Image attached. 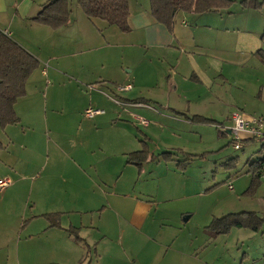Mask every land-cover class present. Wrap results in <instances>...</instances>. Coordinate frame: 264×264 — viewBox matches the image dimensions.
<instances>
[{"label": "crops", "instance_id": "crops-1", "mask_svg": "<svg viewBox=\"0 0 264 264\" xmlns=\"http://www.w3.org/2000/svg\"><path fill=\"white\" fill-rule=\"evenodd\" d=\"M50 1L0 0V29L40 62L27 94L15 105L18 124L25 114L28 121L42 118L35 115L29 95L50 74L55 80L67 77L66 85L72 83L78 92L89 84L112 90L130 112L93 116L98 119L87 128L89 137L65 149L57 147L62 141L49 138L53 152L49 147L48 160L36 167V152L24 146L33 171L22 178V186L26 190L25 182L31 184V207L26 214L24 205L13 217H4L9 220L1 224L0 264H264V225L260 230L233 226L224 234L211 227L217 218L245 212L264 221V206L261 212L239 208L243 199L223 191L227 185L234 190L231 179L245 170L250 178L243 194L250 196L251 164L264 161V144L247 139L237 149L230 129L237 109L247 117H264L259 38L245 33L229 40L231 28L222 10L211 12L215 18L207 27L214 26L203 44L197 30L201 16L210 13L181 12L169 28L154 19L150 0H130L128 32L89 18L78 2L72 6L75 0H69V23L53 28L35 20ZM189 18L197 27H190ZM230 44L236 47L234 55ZM127 84L133 88L118 89ZM222 101H237V109ZM194 116L214 122L196 123L189 119ZM56 119L62 121L51 123L47 114L39 131L72 134V122L75 134L85 128L80 115ZM130 128L141 135L137 143ZM1 143L0 168L15 179L10 144ZM231 144L246 155L242 168V157L229 151ZM142 150L146 158L129 161L131 153ZM223 171L226 178L218 181ZM262 188L260 174L255 193Z\"/></svg>", "mask_w": 264, "mask_h": 264}, {"label": "rangeland", "instance_id": "rangeland-1", "mask_svg": "<svg viewBox=\"0 0 264 264\" xmlns=\"http://www.w3.org/2000/svg\"><path fill=\"white\" fill-rule=\"evenodd\" d=\"M233 1L234 3L232 4V6L223 10L224 18L231 28L227 38H229V40L233 39L234 41L236 36H246L245 33H251L250 35L254 36V39L259 38L258 40L256 39L258 41L259 48H264V43L261 40V35L264 32V6H261L259 8H256L254 6L256 2H262L264 0H245L248 1V4L246 5L243 4V0ZM140 2H143V0H140ZM72 6L77 7V0L72 1ZM78 9L80 8L78 7ZM201 17L202 18L200 20V25L197 30V37L199 39H203L204 44V40L208 41L211 37V32L209 34H206V32L213 28L214 25H211V27L207 26L209 22H211V20L215 18V14H205ZM188 21L190 22L191 28L197 27L194 22V24H191L193 18H189ZM243 29L248 30V32L243 31ZM236 39L238 41V38ZM208 46H210L209 43ZM227 49L233 51V55L236 54V47H233L232 44H230ZM259 65L263 67V64L260 63ZM48 69L49 68H47V74ZM66 78L67 77L60 78L59 76V79L55 80L50 74V77H45L44 80H42L38 84L37 89L31 90L29 98L36 106L34 110L35 115L42 116L40 120H38V118H35L33 121H28V115L25 114L24 122L9 128L10 130L8 129L7 131H5L0 127V140L7 145L10 144L9 150L15 157V170L17 171V174H14L15 179L11 177L13 179V182L10 187L8 186L7 188L0 190V229L4 228L3 225H1L2 222H6L9 220L4 217H13L14 214L16 215L18 212L22 211L24 205H27L25 209L26 214V211L29 209L28 207H31L30 193L28 190L31 184L25 182L26 190H24L22 186V178L25 177V174H30L33 171L32 167L28 168L31 160L29 159V156L26 152H28L30 149H33L36 152V159L32 161V164L36 167L37 163L43 164L48 160L49 147L53 152L52 144L50 143L49 146L48 143L49 138H52V143L58 142L59 140L62 141L63 145H57V147L65 149L66 147L74 146L77 143H80L81 141L79 139L81 137L83 139L85 136L89 137L87 128H91L92 120L98 119V117L94 118L88 117L86 115V111L89 108H92L93 110H104V115L114 113L116 111L117 114L130 112V110H128V107L122 104L125 103V100H123L120 95L112 92V90L102 88L101 86H96L95 84H89L83 86L81 90L82 92H78V90L73 88L74 86H71L72 83L69 84V86L66 85ZM34 91L36 92L33 93ZM98 92H100L101 94ZM222 103H228L230 107L234 106L232 110L237 109V101H222ZM222 109L226 110L227 107H224ZM245 110L247 109L245 108ZM20 112L21 114H24L22 111ZM246 112L249 113L250 111L247 110ZM47 114L50 117L51 123L62 121L60 119H56L57 117L59 118L62 116L80 115L82 126H85V128L81 129L79 133L75 134V132L77 131L75 129L76 123L72 122V130H70L71 122L67 121L68 123H66V125L69 128L70 132H72V134H64L67 130L56 129L57 132H59L57 136L56 132L52 131L51 128L50 130L43 129L42 131H39L46 124ZM75 120L78 121L79 119L77 118ZM29 126H37L38 128L35 127V129L33 130L31 129L33 127L30 128ZM134 130L135 132H133L131 128L129 129L132 140L137 143L138 137H140L141 135L136 132L135 128ZM30 132H32V134L27 136ZM10 138L12 139L13 143H11ZM230 140L232 141V138H230ZM25 145L28 146L29 150L25 149ZM228 148L230 153H234L242 157L241 161L239 162L240 166L238 167L242 168L245 162L244 160H247L246 155H243V152L241 150H236L232 144L228 146ZM196 165L200 167L199 164L196 163L195 166ZM193 167L194 165L192 166V168H190V171L194 170ZM198 167L196 168V171L199 170ZM23 168L25 169L23 170ZM7 171L10 172L9 169H6L4 167L0 168V178H6L8 176L6 175ZM240 171L242 172L234 174L233 179H231L230 181V183L232 182L234 186V190H229L227 185V187L223 189L224 193L227 194V196H233L243 199V206L239 208L261 212L264 206V198H262L264 196V188H262L260 191H257V193H255L256 195L254 194L255 196H244L243 193L249 187L248 181L250 177L247 172H245V170ZM38 172L40 173V171ZM221 173L225 172L223 171ZM50 177H52L53 179H57L58 175H56L54 172H51ZM224 178H226V173L219 174L217 176L218 181ZM191 224H196V218L192 220ZM9 227L10 230L13 231V225L10 224Z\"/></svg>", "mask_w": 264, "mask_h": 264}, {"label": "trees", "instance_id": "trees-1", "mask_svg": "<svg viewBox=\"0 0 264 264\" xmlns=\"http://www.w3.org/2000/svg\"><path fill=\"white\" fill-rule=\"evenodd\" d=\"M78 4L89 18L105 20L117 26L122 31H130V0H77ZM151 14L154 19L169 28L175 24L176 16L181 12L205 14L219 12L229 8L233 0H150ZM243 4L248 1L243 0ZM256 8L264 6V1L256 2ZM72 8L69 0H53L43 6L36 21L53 28L65 26L71 18ZM264 42V32L262 34ZM264 63V49L259 50ZM38 59L23 46L9 37L0 29V126L5 129L9 125L18 124L20 118L16 113L15 105L18 100L27 94V82L32 73L39 68ZM191 121L208 124L214 120L194 116ZM2 143L0 141V147ZM147 151L133 152L129 156L130 162H139L146 158ZM166 156V154H164ZM189 158L198 155H187ZM264 168V161L251 164L253 181L247 194H254L259 186L260 174ZM264 221L255 212L231 214L217 218L212 223L213 231L217 234L228 233L231 227H250L257 230Z\"/></svg>", "mask_w": 264, "mask_h": 264}, {"label": "built area", "instance_id": "built-area-1", "mask_svg": "<svg viewBox=\"0 0 264 264\" xmlns=\"http://www.w3.org/2000/svg\"><path fill=\"white\" fill-rule=\"evenodd\" d=\"M43 72L47 74V69L45 68ZM132 88V84L118 86V89L121 91L130 90ZM103 112L104 110H93L92 108H89L86 111V115L88 117H93ZM231 118L233 123L230 129L237 149H240L242 142L247 139L264 144V117H247L243 111L237 109L232 113ZM139 120L142 124L147 125L149 123L148 120L142 117H139ZM261 177L264 178V168ZM11 184V178L6 177L0 179V190L7 188ZM230 188H233V186L230 185Z\"/></svg>", "mask_w": 264, "mask_h": 264}]
</instances>
